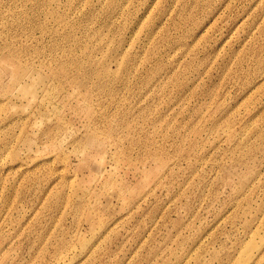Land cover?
I'll use <instances>...</instances> for the list:
<instances>
[{"label":"rangeland","instance_id":"374dc122","mask_svg":"<svg viewBox=\"0 0 264 264\" xmlns=\"http://www.w3.org/2000/svg\"><path fill=\"white\" fill-rule=\"evenodd\" d=\"M0 264H264V0H0Z\"/></svg>","mask_w":264,"mask_h":264},{"label":"bare ground","instance_id":"6f19581e","mask_svg":"<svg viewBox=\"0 0 264 264\" xmlns=\"http://www.w3.org/2000/svg\"><path fill=\"white\" fill-rule=\"evenodd\" d=\"M255 254V253H254ZM253 257V256H252ZM250 260V259H249Z\"/></svg>","mask_w":264,"mask_h":264}]
</instances>
